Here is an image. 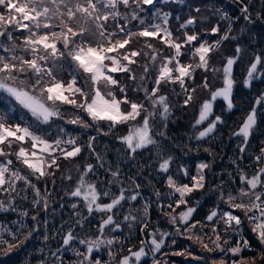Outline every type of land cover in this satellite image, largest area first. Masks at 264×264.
Wrapping results in <instances>:
<instances>
[{
    "label": "snow or ice",
    "instance_id": "snow-or-ice-1",
    "mask_svg": "<svg viewBox=\"0 0 264 264\" xmlns=\"http://www.w3.org/2000/svg\"><path fill=\"white\" fill-rule=\"evenodd\" d=\"M240 3L242 5L241 11L245 13L244 18L250 20L249 5L245 4L244 0H240ZM155 4L156 0H0V9H2L0 11V37L5 38L0 40V49H3V52L7 54H0V90L14 98L23 108L28 109L38 124H48L53 117L63 119L60 105H72L76 109L86 112L97 125L100 121L109 122V132L118 124L136 121L143 113L140 123L130 126L126 135L118 137L131 153H136L138 149L147 148L149 145H156L158 142L155 136L165 135L164 132L156 133L154 130V121L157 115L166 122L171 112L168 97L158 94L160 87L169 83H178L186 93L183 103L184 106H187L192 102L196 89L188 87L185 80L194 79V73L197 69L220 73L222 87L216 88L214 91L211 90L207 76L204 77L202 87L209 89L210 98L200 105L199 116L193 127L201 125L208 119L212 114L213 102L217 98H223L227 103L228 110H232L234 107L232 93L236 83L233 78V66L237 63L242 49L237 45L236 55L227 57L222 68H215L210 65L211 53L219 50L223 42L235 39L231 36V18L228 17L227 13H221L220 19L228 20V27L212 43L202 39V32L211 35L219 34V23L210 29L202 30V32L192 30L189 33V31H184V38L181 41L179 37L173 35L168 27L171 13L162 12L161 9L156 8L152 12L151 20H158L159 22L152 23L148 22L149 17L147 15L141 16V13H146L143 5L154 7ZM121 5L124 8L135 5V8L130 14L122 13L119 10ZM195 11L199 12L200 9L196 8ZM118 18H123L124 24L117 22L113 30L110 31L108 21L118 20ZM204 20L207 18H201L202 22ZM131 21H139L136 31L127 27ZM196 24L197 17L190 16L180 25V28L188 29L189 26ZM57 28L58 31L55 30ZM16 31H23L26 34L19 38L13 35ZM135 38H145L144 46L150 51H144L143 48L129 49ZM151 39H159L172 50V53L161 55V50L150 42ZM186 45L190 47L182 52ZM186 53H190L193 58H198V60L195 63H181L180 58ZM141 55L148 57L151 62V65L149 63L143 65L144 73L148 74L151 66L156 70V77L151 91L146 86L138 87L134 91L145 93V100L149 101L151 109L146 108L143 102L138 103L129 100L126 87L112 75L114 73H128L130 79L135 80L136 76L132 73L131 65L137 63L135 58ZM66 58H70L75 66L74 74L67 83L58 78V73L63 69L62 61ZM258 66L264 67V58L261 55H256L248 67L243 82L246 87H251L254 80L264 76V72ZM78 73L87 74L84 87L77 85ZM144 79L145 75L142 74L140 80L144 81ZM89 84L91 86L90 91L86 90ZM113 86H118L120 93L124 95L118 98ZM255 103L256 105L264 104V93L256 98ZM121 105H128V110L123 111ZM158 106L162 109L159 112H157ZM10 113L11 109L9 112H0V157L4 158V162H0V192L8 194V207H11V202L20 195L21 191L31 188L36 197L32 201L33 206L43 201V208L47 210L48 196L41 195L40 189L33 183L30 176H35L39 180L54 175L50 169L60 168L58 160L61 157L64 159L77 157L82 152L83 145L78 143L77 136L67 133L63 128H58L55 138L52 139L47 138L45 134H39L33 125L23 122L10 123ZM223 122L221 116H216L206 128L198 132L196 138L207 137L214 132L218 123ZM67 123L80 125L85 129L93 126L79 115L69 119ZM256 126L257 108L254 106L241 127L233 135L242 136L244 143L247 144ZM104 134L108 135L109 133ZM95 139V137L89 138L88 148H93ZM25 142L30 144V148L24 146ZM14 145L17 146L15 151L6 150V148L12 149ZM241 151H244L243 147H241ZM261 152L264 153V149H261ZM9 155H14L16 160L29 170L28 174H24L19 168H10L9 166L13 164V161L8 158ZM97 158L100 159L99 154H97ZM261 159H264V156L256 157L258 162ZM171 160L172 157L170 156L164 159L160 163V169L167 172ZM209 167L210 165L205 163L197 165V174L190 176L191 186L178 184L171 176L168 177V186L173 189L174 193L179 194V199L176 201L177 207L180 205L187 206L186 197L193 191L204 187L206 179L204 170ZM77 169L79 170V166ZM182 171L185 176L188 175L187 169H182ZM92 172H94V166L92 164L86 165L84 171L79 174L75 189L69 193L73 197H82L89 214H92L94 210L109 213L120 205L121 201L137 199L139 193L125 196V189L123 188L119 190V195H114L108 190L98 191L97 183L87 179L88 174ZM112 177L113 180L109 183H117L118 170L112 173ZM64 178L70 180L72 177L66 175ZM17 181H22L25 188L18 190ZM240 181L242 186L237 193L233 195L229 191L226 199H224L225 193L222 186H218L221 199L229 205L230 209H239L243 212L244 217L252 225L251 231L264 245V167L258 168L251 177L241 171ZM101 196H111L112 198L109 203H101ZM23 198L26 199L27 197L24 196ZM5 207V202L0 200V209H5ZM72 207L76 208V205L73 204ZM168 207L172 206L168 205ZM196 210L193 206H187L184 211L178 214H173L175 213V209H173V213H166V215L169 216L170 223L173 225L177 224L178 219L185 225L183 233L177 226L178 234L193 233V229L200 228L203 231L205 227L200 221L189 223ZM27 214L26 211L22 213V215ZM37 217L38 214L33 215L32 219L36 220ZM217 217L219 218L212 225L215 239L207 237L208 242H205V236L196 234H191L188 238L199 243L209 253L220 251L239 254L244 249L251 248L247 239H243L242 243L238 241L234 247H225L229 244V240L223 239L222 241L217 230V224L223 222L227 226L226 231L231 229L233 232H238L242 220L239 215L233 214L232 211L218 212L217 210H212L206 220L212 222ZM124 219L126 221L135 220L136 217L126 215ZM77 223L82 224L83 220H78ZM233 223L235 227H233ZM18 224L19 226L15 230L0 224V254L7 255L20 247L35 230V228L28 230L27 235L21 239L25 225L23 221H19ZM109 225H114L113 231L120 228V224L114 220L113 215L109 214L106 218L101 219L98 230L103 233L105 227ZM167 235L169 234L162 233L159 240L155 237L152 238L151 245L154 246V250L161 248L164 243L162 237ZM6 236L14 242H10ZM45 239L47 240L48 237L45 236ZM75 239L72 230L69 229L63 237V245H69ZM114 241L123 243L116 236L103 240L100 237L94 240L81 239L79 243L87 246V252L86 254L77 252V254L82 255L84 260L89 261V264H93L90 260L93 249H99L101 244L111 246ZM144 243L141 241L142 245ZM209 244L212 246L210 247ZM129 253L130 256H123L119 259L118 264H132L130 257H135V261L139 264L141 257L146 255L143 246L137 251L129 249ZM173 254L185 255L190 253L176 252ZM52 255L55 256L56 253H52ZM260 256L264 258V253H261ZM109 257L110 260L105 264H112V261L116 259L111 248H109ZM197 259H201V257H197ZM250 259L251 264H256L255 258ZM79 264H84L83 260ZM94 264H101L100 259L97 258ZM212 264H217V261L213 260ZM218 264H227V261L222 257ZM231 264H249V260L241 257L239 260L233 259Z\"/></svg>",
    "mask_w": 264,
    "mask_h": 264
},
{
    "label": "trees",
    "instance_id": "trees-1",
    "mask_svg": "<svg viewBox=\"0 0 264 264\" xmlns=\"http://www.w3.org/2000/svg\"><path fill=\"white\" fill-rule=\"evenodd\" d=\"M244 3L249 5L250 20L244 18L245 13L241 11L242 5L240 0H156L154 6V8H159L171 13L168 27L173 32V35L179 37L181 41L184 38V31L191 32L192 30H198L202 32V30L210 29L213 25L219 23L220 33L217 35L208 34V36H211L210 39H218L219 35L223 34L227 29L229 23L228 20L220 19L221 13H227L228 17L231 18L232 37H236L237 30L235 26L237 24L245 26V28L248 29V35L243 33L248 41L247 43L241 42V38L238 37L229 39L223 42L220 49L213 52V55L210 56L211 66L216 64L222 65L226 62L227 57L236 55L235 49L237 45L242 49L240 57L233 67L236 88L232 96V102L235 107L232 110L227 109L222 112L225 115V122L228 123V125L235 120L236 114L240 117L237 123L242 122L247 116L249 113L248 110L253 106L252 96L250 98V95L260 96L261 93H264V76H260L259 79L254 80L251 87H246L243 83L244 73L253 62L254 57L256 55H261V57L264 58V0H244ZM142 7L146 9V13H141V16L147 15L151 19L152 6L143 5ZM134 8L135 5H131L129 8H124V6L121 5L119 10L122 13L130 14ZM196 8H199L200 11H195ZM0 11H2V9H0ZM190 16L197 17V24L193 27L189 26L188 29H181L179 27V22L183 23ZM177 17H179V19H177ZM204 17H206L207 20L202 22L201 18ZM150 21L151 20L148 22ZM117 22L124 24V19L118 18V20H109V29L114 28ZM152 22H158V20L151 21V23ZM138 23L139 21H131L127 27L132 31H136ZM55 30L58 31L59 29L57 28ZM25 34L26 33L23 31H16L13 33L14 36L19 38H22ZM204 34L205 33L202 32V36ZM4 39V37H0V40ZM144 39L145 38H135L130 44L129 49L143 48L144 51H150L144 46ZM18 42L20 41L18 40ZM150 42L156 45L158 47L157 49L161 50V55H170L172 53V50L159 39H151ZM0 54L7 55L3 52V49H0ZM135 59L137 63L131 65L132 73L136 76L135 80L130 79L128 73H114L112 75L120 84L126 87V94L129 100L138 103L143 102L146 108L151 109L149 101L145 100V93L143 91L134 90L138 87L146 86L148 90L151 91V88L154 86L156 70L150 66L149 73L145 74L143 65L145 63L151 65L149 58L141 55ZM180 59L184 62L189 60L192 63L198 60V58H188L187 53L182 55ZM62 64L63 69L58 73V78L67 83L72 77V74H74L75 66L72 64L70 58L64 59ZM261 71L264 72V67H261ZM142 74L145 75L144 81L140 80ZM205 76L208 78L211 90L219 85L215 73L197 69L194 73V79L185 80L188 87H194L196 89L193 94L194 98L192 102L187 106H184L183 103L186 93L181 89L178 83H169L160 87L158 94H164L168 97V102L172 107L171 110L174 109V112L172 116H169L166 122H162L159 116L155 118V132H164L165 135H156L155 139L158 142L156 145H149L147 148L138 149L136 153H131L118 137L126 135L131 124L140 122L143 113L136 121L118 124L109 132V122L100 121L97 125L86 112L76 109L72 105H60V110L64 116L63 119L53 117L48 124H38L28 109L23 108L14 98L0 90V112H9V109H13V112L9 115L10 123L14 124L18 122V118H22L19 123L23 122L33 125L39 134H45L47 138L52 139L55 138L57 129L63 128L71 135L77 136L78 143L83 145V150L77 157L72 159H64L61 157L58 160L60 168L50 169V171L54 172V175L46 176L39 180L36 179L37 184L50 185L48 189L52 192V196L49 198L53 201L51 211H47L49 205L47 210L43 208V201L33 206L32 201L36 197L28 189L21 191L20 195L17 196L15 199L18 202L17 208L28 213L24 216L25 230L20 238L23 239V236L27 235L28 230L33 228H35V230L32 231L31 236L20 247L7 255H0V264H25V258H28L27 261H35L36 264H47L43 255L47 254L46 258H49L52 256V253H56V261H58L56 258L57 256L61 259L59 264H79V262L83 260L81 255L76 258L73 256L72 258L74 260H71L72 258H69L71 256L68 254L67 250L59 252L62 246L63 248L67 247V245H63V237L68 233L69 229H71L72 233H75V235H73L76 236L78 234L76 231L79 230V232H83L85 228H90L91 230L92 228L97 229V224L99 223L98 220L93 218V214H89L88 211H83V213L79 215L75 212L72 213L73 208L67 204L71 201V197L68 193L74 186V182L70 180L64 181V176L71 175V177H73L72 174H76V164L80 169H84L86 165L92 164L95 169L92 178L96 180L97 173L100 185L114 195H119V190L121 188L125 189V196H130L133 193L139 192L136 200H128L126 203L121 201L120 205L124 207L122 212L121 210L117 212L116 209L118 206H116V208L109 213L113 215L114 220L119 223L120 226H122L123 223L126 225V223L131 221V219L127 221L124 219L126 215L129 217H136L138 220H132L135 229L131 237L135 238L137 242L136 245L144 247L146 253L145 257H141L139 264H161L164 259L169 257L172 251L178 250L179 248L184 249V247H187L189 249L193 248V246H197L191 242L193 239L190 240L188 238L191 234L205 236V242H208L207 237L215 239L210 225H205L203 231H201L200 228H196L193 229V233L178 234L176 231L177 226L180 227L181 233H183L182 226L184 224L178 219L177 224L173 225L170 223L169 216L166 215V213H173V209H175V213L173 214H178L184 211L187 206H193L197 210L193 213L189 223L197 219L207 221L206 217L210 212L216 210L223 202L218 186H222L224 193L228 190L237 193L238 187L242 186L239 173L246 170H254V172H256L257 169L260 168L261 160L258 162L256 157L261 156V150H259L258 147L264 146V144L262 142L263 136L253 137V139L256 138V140H254V144L248 152L245 150L242 152L238 150V148L233 152L235 147H233L234 143L232 140L235 138H231L230 135L232 129L238 128L237 126L234 128H225L221 126V134L219 138L216 137L215 140H211V138H201L207 140V145L203 144V142L200 141L201 139L196 138L198 126L193 127L194 121L199 114L201 102L209 95V89L202 87V81ZM86 80L87 74H77L78 86L84 87ZM90 87L89 84L86 90L90 91ZM113 90L118 98L124 95L120 93L118 86H113ZM121 108L123 111H127L128 105H121ZM158 109H160L159 106L157 107V112ZM76 115L81 116L84 121L93 126L85 129L80 125L67 123L69 119L74 118ZM262 127H264V112L257 116V126L255 129L257 130ZM106 132L109 134L105 135L104 133ZM90 137L96 138L93 141L92 149L87 147ZM237 137L240 138L242 136ZM256 141L259 142V145L255 144ZM16 148L17 146L14 145L12 149L6 148V150L12 152L15 151ZM97 154H99L100 159L97 158ZM12 156L14 155H9L10 158H12ZM169 156L172 157L169 169L167 172L162 171L160 169V163ZM223 157L224 160L222 161ZM225 158H227V160H225ZM233 158L234 161H232ZM0 159L4 158L0 157ZM198 162L210 165L209 168L204 170V175L206 177L204 187L193 191L187 196L189 200L187 206L180 205L177 207L176 201L179 199V194L174 193L173 189L168 186L167 178L171 176L178 184L191 185L190 176L194 175V170ZM13 166H15L14 168H21V166H16L15 161ZM23 168L24 170L26 169L24 165L22 166V169ZM182 169H187V176L184 175ZM27 170L25 171L28 172L29 170ZM117 170L118 182L114 185L110 184V175H112L113 172H117ZM171 170H174V172L172 173ZM26 172L23 171V173ZM136 185H139V187H136ZM1 193L2 192H0V195ZM13 195L15 194L13 193ZM24 196L27 198H23ZM111 198V196L106 197L104 201L109 203ZM226 198L227 197L224 196V199ZM168 205L172 207H168ZM37 214V219L33 220L32 216ZM238 214L242 220L240 226L242 236L237 237L231 230H222L220 232L222 241L223 239L231 238L236 246L238 241L242 243L243 239H247L251 248L244 249L241 253L235 254V258L238 257V259H240L243 257L246 260L255 258L256 264H264V258L260 256L261 253H264V245L259 242L256 235L251 231L252 225L244 217L243 212L238 210ZM14 217L15 212L12 209L0 212V220L5 225H9V222L12 221ZM50 220H53L54 223H51ZM78 220H83V223L78 224ZM86 220H88V222H86ZM145 225L147 226L145 227ZM112 226L113 225L106 226L105 229L107 231L102 234H112ZM162 233H168L169 235L163 236L164 243L161 245V248L159 250H154V246L151 245V239L152 237L158 240L161 239ZM45 236L48 237L47 240ZM6 238L9 237L6 236ZM31 241L34 242L30 244ZM141 241L145 243L142 245ZM173 241H175V243H173ZM10 242L14 241L10 239ZM209 246L211 247L212 245L209 244ZM225 247H227V245ZM214 253L215 256L221 254L227 262L229 261L227 254L224 253L223 255V252L220 251H215L213 254ZM152 257H156L154 262H151ZM133 264H137V262L134 261Z\"/></svg>",
    "mask_w": 264,
    "mask_h": 264
},
{
    "label": "rangeland",
    "instance_id": "rangeland-1",
    "mask_svg": "<svg viewBox=\"0 0 264 264\" xmlns=\"http://www.w3.org/2000/svg\"><path fill=\"white\" fill-rule=\"evenodd\" d=\"M156 10V8H154L153 6H152V12H154ZM162 10V9H161ZM162 12H167V11H164V10H162ZM149 20H151L150 18H149ZM152 21V20H151ZM151 21L149 22V23H151ZM159 22V21H158ZM182 23L181 22H179V27H180V25H181ZM194 25H191V27H193ZM235 29L237 30V32H236V37L235 38H241V42H243V43H247L248 41L246 40V37H245V34H243V33H246L247 35H248V29L247 28H245V26H242V25H240V24H237L236 26H235ZM110 31L111 30H113V28H110L109 29ZM196 32H200V31H198V30H195ZM189 33H191V32H189ZM246 35V36H247ZM211 38V36H208V34H204L203 36H202V39H206L209 43H212L215 39L213 38V39H210ZM156 48H158L156 45H154ZM190 46H184V48L182 49V52L183 51H185L187 48H189ZM187 55H188V58H192V56L190 55V53H187ZM211 55H213V53H211ZM210 55V56H211ZM189 63V62H191V61H186V62H184V61H181V63ZM192 63V62H191ZM210 63H211V60H210ZM223 65L224 64H222V65H219V64H216V65H213L212 67H215V68H222L223 67ZM250 66V65H249ZM248 66V67H249ZM234 67V66H233ZM258 68H260V70H261V66H258ZM247 70H248V68H247ZM247 70H246V72L244 73L245 74V76H244V80H245V78H246V75H247ZM215 75H216V77H217V79H218V81H219V85H217L214 89H212L213 91L216 89V88H219V87H222V77H221V74L220 73H215ZM72 78V77H71ZM71 78L69 79V80H71ZM233 78H234V75H233ZM244 80H243V82H244ZM236 81V80H235ZM235 88H236V83H235V85H234V87H233V93H234V91H235ZM233 93H232V96H233ZM164 95V94H163ZM251 96H252V102L254 101V99H255V97H258V96H255V95H250V98H251ZM210 98V91H209V95H208V97H206V99H209ZM206 99H204L203 101H205ZM219 100V101H218ZM203 101L201 102V104L203 103ZM200 104V105H201ZM234 105V104H233ZM235 107V106H234ZM233 107V108H234ZM172 108V107H171ZM253 108V106L252 107H250V109L248 110L249 112L251 111V109ZM257 116L258 115H260L261 113H263L264 112V104H261V105H258L257 107ZM228 108H227V103L223 100V98H217V100L216 101H214L213 102V108H212V114L208 117V119L205 121V122H203L201 125H197L198 126V130H197V132H199V131H202L204 128H206L207 126H208V124L212 121V120H214L215 119V117L216 116H221L222 117V119H223V123H218L217 124V127H216V129L214 130V132L213 133H211V134H209L207 137H204V138H206V139H208V138H211V140H215V138L217 137V138H219V135L221 134L220 132V128H221V126H224L225 128H234V127H238V128H236V129H232V133H231V135H230V137L231 138H235V139H233L232 140V142L234 143L233 144V147H235L234 149H233V152H235L234 150L236 149V148H238V150H240L241 151V147H243L244 148V150L245 151H247L248 152V150L251 148V146L254 144V140H256V138L255 139H253V137H257V136H263V140H262V142H263V144H264V127H262V128H260V129H254L253 130V132H252V134L250 135V137H249V140H248V142H247V144H245L244 143V141H243V137H237L236 135H233V133H235V132H237L238 131V129L241 127V125H242V123H243V121L242 122H240V123H237V121L239 120V116H238V114H236V117H235V120L233 121V122H231L229 125H228V123H226L225 122V115L222 113L223 111H226ZM10 110V109H9ZM162 109H158V112L159 111H161ZM200 110V109H199ZM11 112H13V109L11 108ZM173 112H174V109H172L171 110V112H170V114H169V116H172V114H173ZM227 113V112H226ZM248 115V114H247ZM159 115H157V117H158ZM198 116H199V114L197 115V118H198ZM196 118V119H197ZM246 118V117H245ZM244 118V119H245ZM159 119H161L160 117H159ZM173 119H174V117H173ZM196 119H195V121H196ZM20 120H22V118H18V122H15V123H19L20 122ZM142 121V120H141ZM140 121V122H141ZM161 121L162 122H164L162 119H161ZM195 121H194V123H195ZM140 122H137V123H133V124H131L130 126H132V125H135V124H138V123H140ZM14 123V124H15ZM130 126H129V128H130ZM233 130H234V132H233ZM128 131H129V129H128ZM67 132V131H66ZM67 133H69V132H67ZM70 134V133H69ZM74 136V135H73ZM206 139H201L200 141L201 142H203V144H208V142H207V140ZM258 141V140H257ZM255 142V144H257V145H259V142ZM24 146L25 147H28V148H30V144L29 143H27V142H25L24 143ZM69 148L71 147V146H68ZM259 148V150H261V149H264V146H260V147H258ZM17 149V148H16ZM257 152H259V151H257ZM261 152V151H260ZM261 154H262V152H261ZM258 155V154H257ZM256 155V156H257ZM255 156V157H256ZM254 157V158H255ZM9 159H12V161H13V163H14V161L16 162V166H21V170L22 171H24V172H26L25 170H27V169H25L24 170V168L22 169V166H23V164L20 162V161H17L16 160V158H15V156H12V158H10V157H8ZM224 160V157L222 158V161ZM225 160H227V158H225ZM232 161H234V158L232 159ZM0 162H4V159H0ZM199 164H201L200 162H198L197 163V165H199ZM77 164H76V166H75V170H76V174H72L73 175V177L70 179V181H73L74 182V186L72 187V189H71V191H73L74 189H75V187H76V184H77V181H78V179H79V174L81 173V172H83L84 171V169H80L79 168V170L77 169ZM10 168H13V169H16V168H14L15 166H13V164L12 165H10L9 166ZM95 170V169H94ZM28 171V170H27ZM172 171V173L174 172V170H171ZM29 172V171H28ZM28 172H26V173H24V174H28ZM243 173L244 174H246L248 177H251L252 175H254V170H249V171H243ZM94 174V172H92V173H89L88 174V176H87V179L89 180V181H95L96 183H97V189H98V191H100V192H103L104 190H106L105 188H103L101 185H100V183L98 182V178H97V173H96V180H94V178H92V175ZM197 174V166L195 167V170H194V175H196ZM239 174H241V172L239 173ZM193 176V175H192ZM166 178H167V176H166ZM30 179L33 181V183H35L36 184V186L40 189V192H41V195L43 196V195H47L48 196V205H49V209L47 210V211H51V209H52V207H53V204H52V199L51 198H49V197H51L52 196V192L50 191V189H48V187L50 186V185H46V184H37V181H36V178H35V176L34 177H32V176H30ZM168 179V178H167ZM69 179H65L64 178V181H68ZM111 180H113V177H112V175H110V181ZM111 184H116V183H111ZM189 186H191V185H189ZM23 189V188H25V186H24V183L22 182V181H17V189L18 190H20V189ZM120 188V187H119ZM240 187H238V189H239ZM30 192H32L33 194H34V192L32 191V189L31 188H27ZM238 189H237V191H238ZM70 191V192H71ZM109 191V190H108ZM230 190H228V191H226L225 192V196L227 197V193L229 192ZM69 192V193H70ZM233 195H235L236 193L234 192V191H230ZM69 193H68V195H69ZM139 193V192H138ZM15 194V193H14ZM16 195V194H15ZM34 196H35V194H34ZM70 197H71V201L70 202H68L67 204H69L70 206H71V208H73L72 207V205L73 204H75L76 205V209L75 208H73V212L72 213H76L77 215H79V214H82L83 213V211L84 212H87L88 210H87V208L84 206V201H83V199H82V197H73V196H71V195H69ZM127 196H129V195H127ZM106 197H104V196H101L100 197V202L101 203H106L105 201H104V199H105ZM74 199V200H73ZM186 199H187V197H186ZM0 200H3L4 202H5V209H0V212H3V211H7V210H10V209H15V210H13L14 212H15V217L12 219V221H10L9 222V225H6L7 227H10V228H13V230H15V228L16 227H18L19 226V224H18V222L19 221H23V223H24V216L25 215H22V213L23 212H25V211H23V210H21L20 208H17V205H18V202L15 200V201H12L11 202V207H8V203H9V201H8V194L7 193H4V192H2L1 193V195H0ZM73 200V201H72ZM188 200V199H187ZM124 202L126 203V202H128V200H124ZM188 203H189V200H188ZM42 205H43V202H42ZM123 206H121V205H118V207H117V209H116V211L118 212L119 210H121V212L123 211ZM110 213V212H109ZM109 213H101V212H96L95 210L93 211V218L95 219V220H98V222L100 223V221H101V219L102 218H106L107 217V215H109ZM137 220V219H136ZM138 221V220H137ZM50 222L51 223H54V221L53 220H50ZM86 222H88V220H86ZM99 223L97 224V229H94V228H92V230L90 229V228H85V232L83 231V232H79V230L78 231H76V233H78L75 237H76V239L75 240H73L74 242H71L69 245H67V247L66 248H63V246L60 248V250H59V252H64V251H66L67 250V252H68V254L71 256V257H69V258H72L73 256L76 258V257H78L79 255L77 254V252H79V253H85L86 254V252H87V246L86 245H84V244H80L79 243V240H81V239H85V240H88V239H96L97 237H100L102 240L103 239H109V238H112L113 236H116V237H119L120 238V240L121 241H123V243H117V242H115L114 241V243H113V245H111V246H109V245H107V244H101V246H100V248L99 249H93V250H95V251H93V253L90 255L91 257H90V260L93 262V264H94V262H95V260L97 259V258H99L100 259V261H101V264H105V262H107V261H109L110 260V257H109V248H111V251L112 252H114L115 253V256H116V259L115 260H113L112 261V264H118V261H119V259H121L123 256H126V255H129L130 256V253H129V249H131L132 251H137V250H139V248L141 247L140 245H136V240H135V238H132L131 237V234L134 232V225L132 224V220L130 221V222H128V223H126V225L123 223L122 224V226H120V228H119V230H116L115 229V231H113V233L112 234H107V235H104V234H102L99 230H98V226H99ZM0 224H3V225H5L4 223H2L1 222V220H0ZM131 225V226H130ZM112 228H114V225L112 226ZM105 231H107L106 229H104V232ZM74 235H75V233H73ZM153 238V237H152ZM190 240H192V239H190ZM34 241H31L30 242V244H32ZM193 244H196L197 246H193V248H187V247H184V249H178V250H174V251H172L171 253H170V255H169V257L167 258V259H164L163 260V263L164 264H212V261L213 260H215V261H217V264H218V262H219V260L223 257L221 254H218V255H216L215 256V253L213 254V252H211V253H209L208 251H206L205 249H203L202 247H201V245L200 244H197L195 241H191ZM167 246H168V244H167ZM176 252H186V253H190V254H185V255H174L173 253H176ZM217 252V251H216ZM60 254V253H59ZM225 254H227L228 256H230V255H233L232 253H230V252H227V253H225ZM0 255H3V254H0ZM223 255H224V252H223ZM44 256V259L47 261V264H59L60 263V258H59V256H57L56 258H57V260L58 261H56L55 260V256H50L49 258H46L47 257V254H45V255H43ZM143 257H145V256H143ZM197 257H201V259H197ZM81 258L83 259V262H84V264H89V261L88 260H84V257L81 255ZM156 258V257H155ZM237 258V259H236ZM235 259L236 260H239L238 259V257H236ZM130 259H131V261H132V264H133V262L135 261V257H130ZM223 259H225L224 257H223ZM28 260V258H25V264H36L35 263V261H33V260H30V261H27ZM71 260H74L73 258L71 259ZM156 259H154V260H151V262H154ZM247 260H249V264H251V259L249 258V259H247ZM65 261V260H64ZM226 261V260H225ZM141 263V262H140ZM163 263H161V264H163ZM227 264H231V261H228L227 262Z\"/></svg>",
    "mask_w": 264,
    "mask_h": 264
},
{
    "label": "built area",
    "instance_id": "built-area-1",
    "mask_svg": "<svg viewBox=\"0 0 264 264\" xmlns=\"http://www.w3.org/2000/svg\"><path fill=\"white\" fill-rule=\"evenodd\" d=\"M237 202H238V201H237ZM238 210H239V209H230L229 205L226 204V203H224V202L221 204V206H219V207L217 208V211H218V212L232 211L233 214H235V215H239V214H238ZM239 216H240V215H239ZM218 218H219V217L214 218V221H212V222H210V221H202V220H200V219H197L196 221H200V222H202L204 225H210V226L212 227L213 223H214L215 220L218 219ZM184 227H185V225L182 226V228H184ZM226 227H227V226L224 225L223 222H220L219 224H217V230L219 231V233H220L222 230H226ZM233 227H235L234 223H233ZM173 229H174V227H173ZM173 229H172V230H173ZM229 230H231V229H229ZM233 233H234L237 237H241V236H242V232H241L240 229H239L238 232H233ZM228 240H229V244L227 245V247H233L235 243L232 241L231 238H229ZM249 249H250V248H249ZM228 258H229V261H232V260H233L232 255L228 256ZM154 259H156V258H153L152 260H154Z\"/></svg>",
    "mask_w": 264,
    "mask_h": 264
},
{
    "label": "water",
    "instance_id": "water-1",
    "mask_svg": "<svg viewBox=\"0 0 264 264\" xmlns=\"http://www.w3.org/2000/svg\"><path fill=\"white\" fill-rule=\"evenodd\" d=\"M256 98L257 97H255V99H254V101H253V107L255 106V107H257L258 105H256ZM262 156H264V153H262ZM260 167H264V159H262V162H261V165H260ZM152 240V239H151Z\"/></svg>",
    "mask_w": 264,
    "mask_h": 264
},
{
    "label": "bare ground",
    "instance_id": "bare-ground-1",
    "mask_svg": "<svg viewBox=\"0 0 264 264\" xmlns=\"http://www.w3.org/2000/svg\"><path fill=\"white\" fill-rule=\"evenodd\" d=\"M222 203H223V202H222ZM222 203H221V204H222ZM221 204H220V206H221ZM234 243H235V242H234ZM234 246H235V244H234ZM234 246H233V247H234ZM232 257H233V259H235V254H233Z\"/></svg>",
    "mask_w": 264,
    "mask_h": 264
}]
</instances>
